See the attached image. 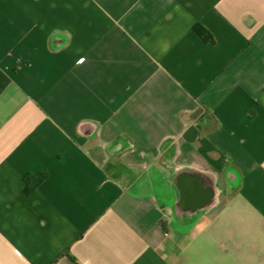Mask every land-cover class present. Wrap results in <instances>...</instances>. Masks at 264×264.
Instances as JSON below:
<instances>
[{
	"label": "crops",
	"instance_id": "0c3cea01",
	"mask_svg": "<svg viewBox=\"0 0 264 264\" xmlns=\"http://www.w3.org/2000/svg\"><path fill=\"white\" fill-rule=\"evenodd\" d=\"M0 264H264V0H0Z\"/></svg>",
	"mask_w": 264,
	"mask_h": 264
},
{
	"label": "trees",
	"instance_id": "16d2710c",
	"mask_svg": "<svg viewBox=\"0 0 264 264\" xmlns=\"http://www.w3.org/2000/svg\"><path fill=\"white\" fill-rule=\"evenodd\" d=\"M196 32L204 41H211L210 35L204 28H202L199 24L193 26L192 29ZM46 174L41 172L39 174H27L23 177L24 182V193L29 195L38 184L45 178Z\"/></svg>",
	"mask_w": 264,
	"mask_h": 264
}]
</instances>
